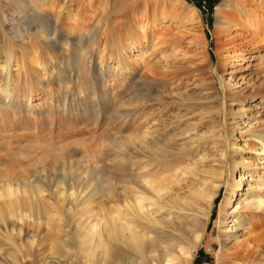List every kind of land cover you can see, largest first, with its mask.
Instances as JSON below:
<instances>
[{
  "label": "rangeland",
  "instance_id": "374dc122",
  "mask_svg": "<svg viewBox=\"0 0 264 264\" xmlns=\"http://www.w3.org/2000/svg\"><path fill=\"white\" fill-rule=\"evenodd\" d=\"M20 1L0 0V61L6 38L30 43L14 49L13 96L0 93V264H131L120 240L105 251L83 231L106 240L102 225L133 218L136 199L157 229L145 262L170 245L182 264L214 185L186 264H264V0H165L161 20L154 0ZM29 5L69 51L42 48L19 18ZM127 22L140 39L125 70L110 45Z\"/></svg>",
  "mask_w": 264,
  "mask_h": 264
},
{
  "label": "bare ground",
  "instance_id": "6f19581e",
  "mask_svg": "<svg viewBox=\"0 0 264 264\" xmlns=\"http://www.w3.org/2000/svg\"><path fill=\"white\" fill-rule=\"evenodd\" d=\"M22 4L24 3V0L20 1ZM155 6L157 8V14H156V20H161L164 17V9L167 7H173L172 4L169 6L166 4L165 0H154ZM19 4V3H18ZM21 6V5H20ZM19 6V7H20ZM223 4H219L215 7L221 8ZM174 8V7H173ZM219 8V9H220ZM35 9V8H34ZM172 9V8H171ZM27 10H29L27 12ZM217 10V9H216ZM38 11V9H37ZM240 11L243 12L244 21L246 22L247 18L251 17L252 14L247 8H242ZM33 15H28V14ZM19 15V14H18ZM16 16V15H15ZM18 17V16H17ZM19 18L24 19L25 23L32 24L33 29L38 32V37L40 40V43L42 44V48L45 50L47 47H51L54 50H60V51H69L70 50V37L62 35L59 32V22L55 20L54 22L51 21L48 14H40V12L36 13V10L34 11L31 5L28 7H24V11L21 15H19ZM46 18V20H45ZM185 18V17H184ZM187 19V18H185ZM99 23V22H97ZM96 23V24H97ZM229 27L233 26L232 20H227L226 22ZM98 25V24H97ZM243 25V24H242ZM245 25V24H244ZM125 36L120 42H111V55L113 56V59L117 61V63H120L125 70L130 69L129 65L124 64V56L131 53L135 49L139 47V37L136 34L135 28L132 24L127 22L124 27ZM95 32H90L88 40L94 41L95 40ZM82 36H79L77 39H81ZM30 43L28 41L22 40L21 43L16 42L15 40H12L11 38H6L3 41V51H4V57L3 60L0 61V93L7 99L10 100V98L13 96V87L16 86L15 82L17 80H14V65L18 66V60L15 58V47L22 48H28ZM82 53V52H81ZM83 54V53H82ZM45 55V54H43ZM106 57V56H105ZM240 58L245 59L248 58V55L241 54L239 55ZM77 58L81 61L84 60L83 55L77 54ZM107 59V58H106ZM105 58L102 54L100 63L101 65L104 64ZM20 62V61H19ZM44 66L42 67V70L47 71V66L49 65V62L46 60L44 61ZM42 66V65H41ZM56 69L55 67H52ZM52 70L51 74L55 79H58V81H61L63 78L66 79L67 75L65 73L59 72V70ZM16 72L18 71V68L15 69ZM20 71V70H19ZM16 77L19 78V75ZM71 77L67 78V84L69 83ZM15 83V84H14ZM154 83V82H153ZM14 84V86H13ZM13 86V87H12ZM2 99V98H1ZM261 150L264 149V144L260 148ZM217 188V185H214L208 192H200L199 196L204 199L205 202V208L201 211V216L196 218L195 223V234L192 236L191 242H190V248L186 250L185 256L181 257L180 263L186 264L188 261L192 258L194 250L196 246L199 244L201 239L203 238V226L205 224V221L208 217V211L211 206V202L213 199V195L215 193V190ZM135 201V202H134ZM133 201L132 209H133V218L126 217H118L114 218L111 217L114 221L111 223H108L106 225L105 223L102 225L105 229V235L106 240L101 238L99 232L97 230V225L91 224L89 226L90 233H88V229L85 227H82L83 229H86L83 231L84 238L83 243H91L93 240H95L94 246L100 247L103 250H107L108 246L116 239L120 240L123 245L130 248L135 252L136 258L131 261V264H163V261L169 262V264H177L174 263L177 260V256L171 252L170 245L163 247L161 252H158L156 255L151 256V263L145 262L146 258V248L149 246H146V244H150L151 247H154L153 241H155V238L150 237L151 232L155 233L157 232V229L153 227L154 221L150 218V215L143 212V201L136 199ZM230 203V197H225L221 204V211L220 214H223L225 207L229 205ZM143 212L142 213L140 212ZM147 220V224H143L140 221L137 220ZM249 224V219H245L244 217L236 222L237 227ZM114 245V244H113ZM153 245V246H152ZM226 243L221 242L222 251L225 247ZM116 246V245H115ZM221 251V252H222ZM149 252V251H148ZM153 252V251H150ZM256 258H258L260 261L264 260V246L257 247V250L253 253ZM155 262V263H152Z\"/></svg>",
  "mask_w": 264,
  "mask_h": 264
},
{
  "label": "trees",
  "instance_id": "16d2710c",
  "mask_svg": "<svg viewBox=\"0 0 264 264\" xmlns=\"http://www.w3.org/2000/svg\"><path fill=\"white\" fill-rule=\"evenodd\" d=\"M205 1H207V0H205ZM208 1L211 2L210 6H213V4L215 3L216 0H208Z\"/></svg>",
  "mask_w": 264,
  "mask_h": 264
}]
</instances>
